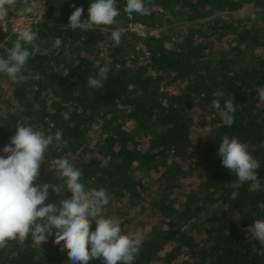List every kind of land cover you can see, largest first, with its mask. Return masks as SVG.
I'll use <instances>...</instances> for the list:
<instances>
[{
  "label": "trees",
  "instance_id": "1",
  "mask_svg": "<svg viewBox=\"0 0 264 264\" xmlns=\"http://www.w3.org/2000/svg\"><path fill=\"white\" fill-rule=\"evenodd\" d=\"M92 2L15 0L0 17L4 37L21 8L43 7V20L31 27L39 50L21 72L28 79L9 78L4 87L0 73V155L18 125L53 137L62 131L46 149L37 182L63 183L57 161L66 157L86 189L104 187L110 197L104 218L118 220L122 234L142 237L133 264H264V243L249 229L264 220V101L257 92L264 87V0H144L147 15L125 13L126 0H117L114 24L62 29L72 4L83 7V22ZM245 5L257 9L248 23L213 17ZM179 22L187 24L183 34L172 27ZM130 23L142 24L146 35L129 32ZM115 29L123 30L119 44L111 38ZM109 60L103 87L90 88L88 78ZM231 96L228 126L211 101L223 108ZM224 136L238 138L258 161L259 191L245 182L231 199L227 185L236 177L218 155ZM70 197L50 190L45 204ZM0 264L71 261L54 236L40 246L29 236L0 248Z\"/></svg>",
  "mask_w": 264,
  "mask_h": 264
},
{
  "label": "clouds",
  "instance_id": "2",
  "mask_svg": "<svg viewBox=\"0 0 264 264\" xmlns=\"http://www.w3.org/2000/svg\"><path fill=\"white\" fill-rule=\"evenodd\" d=\"M14 3L15 0H0V17L6 16ZM71 7L74 11L68 25L62 29L93 31L96 27L114 24L120 15L117 0H94L90 3L88 18L83 22V7H77L76 4ZM25 11L31 13L33 8L27 7ZM148 11L144 0H126L125 13L147 15ZM103 30H107L106 27ZM122 31L115 29L111 33L116 44L121 41ZM36 40L37 34L31 28H25L13 46L7 49V58L0 56V73L6 74L14 83L26 81L28 77L21 75V72L30 55L34 56L39 50L34 44ZM61 43L62 40L57 38L54 47H60ZM25 45H32L33 51L30 53ZM110 63V60L106 62L96 77L88 78L90 88L103 87ZM257 92L259 99L264 101V87H259ZM223 95V92L213 93L216 97ZM211 106L226 117V125L234 123L231 115L235 112L232 96L225 101L223 108L219 99H213ZM62 135V131L58 130L55 137L46 136L42 131H34L31 126L18 125L10 143L3 148V155H0V248L6 247L9 241L24 242L29 236L40 246L54 236L55 244L63 243L71 264H89L94 259H102L103 264H133L142 237L139 234H122L118 220L104 218L102 211L110 199L104 187L86 189L81 171L66 157L57 161V170L63 183L41 185L37 182L46 149L54 138L59 141ZM218 155L222 158V165L236 177L227 185L232 189L231 199L237 198L236 190L245 182H250L248 191L260 190L261 181L257 176L260 165L249 153L246 144L238 138L224 136L219 144ZM50 190L59 196L67 191L71 197L45 204ZM260 207L264 209V204ZM93 222L95 230L91 231ZM249 229L254 239L264 243V220H255Z\"/></svg>",
  "mask_w": 264,
  "mask_h": 264
},
{
  "label": "rangeland",
  "instance_id": "3",
  "mask_svg": "<svg viewBox=\"0 0 264 264\" xmlns=\"http://www.w3.org/2000/svg\"><path fill=\"white\" fill-rule=\"evenodd\" d=\"M31 8H33V12H31L32 14H36L35 15V17L37 18V20L40 22V21H42L43 20V18H42V14H41V12H42V10H43V7H42V5L41 4H37V3H35L34 4V6L33 7H31ZM25 9L26 8H21L20 10H19V15L20 14H25V13H27L26 11H25ZM257 9H255L252 5H245L244 6V8L243 9H241L240 11H238V12H235V13H230V12H224V13H220V14H217V15H214L213 17H215V18H222V19H224V20H227V19H229V18H237V19H239V20H241V21H243V22H245V23H248V19H254L255 18V16L253 15V13L256 11ZM13 18V17H12ZM11 18V19H12ZM10 19V20H11ZM9 20V21H10ZM187 24L185 23V22H179V23H175V24H173L172 25V27H174V29H179L180 30V32L183 34L184 33V30L186 29V26ZM260 25H262V24H260ZM259 25V26H260ZM14 42L15 41H13L12 39H10V41L8 42V44H7V47L5 48L4 47V49L2 50V54H1V56H4L5 58H7V49L8 48H10V47H12L13 46V44H14ZM169 44V43H168ZM167 44V45H168ZM9 46V47H8ZM169 46V45H168ZM105 46H104V48H101V52L102 53H104V51H105ZM258 54H262L263 52H261V51H258L257 52ZM102 55V54H101ZM8 80H9V77L6 75V74H3V76H2V79H1V85L2 86H4V87H7V85H8ZM131 126L130 125H128V128H130Z\"/></svg>",
  "mask_w": 264,
  "mask_h": 264
},
{
  "label": "built area",
  "instance_id": "4",
  "mask_svg": "<svg viewBox=\"0 0 264 264\" xmlns=\"http://www.w3.org/2000/svg\"><path fill=\"white\" fill-rule=\"evenodd\" d=\"M37 22V18L32 17L28 14H20L13 17L9 21V32L4 37L0 36V56L2 54V50L4 49L5 45L10 41V39L15 41L19 38L20 33L25 28H31L32 26L37 24ZM127 30L140 37L145 36L147 32L145 27L140 23H130L127 27Z\"/></svg>",
  "mask_w": 264,
  "mask_h": 264
}]
</instances>
